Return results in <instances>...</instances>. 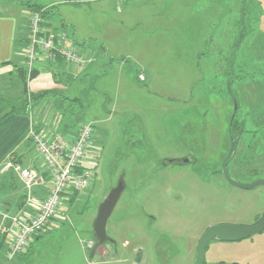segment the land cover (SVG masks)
I'll list each match as a JSON object with an SVG mask.
<instances>
[{
    "label": "rangeland",
    "instance_id": "obj_1",
    "mask_svg": "<svg viewBox=\"0 0 264 264\" xmlns=\"http://www.w3.org/2000/svg\"><path fill=\"white\" fill-rule=\"evenodd\" d=\"M236 1L232 11L237 10ZM257 1L264 9V0ZM75 8L68 17L79 27L84 17L98 18L95 7L94 11ZM215 8L201 5L194 13L181 14L178 21L176 15L174 19L166 15L161 0H149L147 29L128 17L118 32L111 31L116 27L114 16L106 24V51L116 58L129 57L130 63L105 67L98 62L104 54L94 45L96 60L83 67L96 62V68L65 86L77 94L93 76L104 74L94 81L97 91L87 96L90 100L77 118L79 123L93 124L94 140L102 149L96 177L88 190L66 204L65 227L82 241L95 240L93 223L99 206L110 190L123 184L106 222L113 242L102 248L110 253L90 257L87 249L88 263L131 264L134 260L122 246L134 237L132 228L136 236L147 238L149 264H194L197 239L208 226L251 225L264 212L263 185L242 189L221 173L232 142L228 129L235 103L234 116L244 131L237 132L229 174L241 183L264 179V46L242 41L230 47L241 25L233 24L237 16L229 25L220 22L226 8L223 4ZM102 33L103 24L93 35ZM131 37L147 42V47L130 43ZM131 59L146 67V78L140 79ZM44 105L50 111L45 112L51 115L50 127H55L60 117L50 103ZM189 155L185 164L163 163ZM231 263L264 264V228L239 241L207 244L204 264Z\"/></svg>",
    "mask_w": 264,
    "mask_h": 264
},
{
    "label": "crops",
    "instance_id": "obj_2",
    "mask_svg": "<svg viewBox=\"0 0 264 264\" xmlns=\"http://www.w3.org/2000/svg\"><path fill=\"white\" fill-rule=\"evenodd\" d=\"M29 1L31 4L52 9V13L45 19L46 26L49 28L64 30L84 49L94 50V45L99 46L100 52L104 55L102 61L99 60L98 62L105 67L111 66L115 62L120 67L130 63L129 57H124L122 59L116 58L106 51L108 44L106 38L109 36L106 33V24L109 21H114V16L117 18L115 21L116 27H112L111 31L115 30L118 32L120 27L126 23L125 21L128 17L135 20L136 24H145L147 29V1L149 0H124L122 2H117L115 0H78L76 2L67 0H42L40 2H38L39 0H27L25 2L0 0V96L4 99H19L23 95V78L20 77L17 69L24 66V59L20 53L21 51H18L17 47L19 45L23 46L26 40L27 22L33 12L32 7L26 5ZM195 1L201 2L195 3ZM216 1H218V3ZM232 1L233 0H161V4L166 15L170 16L172 19H174L173 17L176 15L178 21L181 20L179 18L181 14L186 12L194 13L193 9L196 7L200 8L201 5L216 11L215 5L223 4L226 11L222 13L223 15L220 22L224 21L225 24L228 25L231 23L234 16L240 15V10L243 7L242 5H246L249 9L244 6L245 16H249V20L245 18L243 25L248 32L242 38L241 42L247 41L250 46L263 47L264 9L260 6V1L255 3L254 0H250L248 4L246 3L247 0H239L237 10L235 11L231 10L234 6ZM236 3L237 1L235 4ZM83 6H86L91 11H94L95 7L98 18L92 17L88 19L84 17L81 23L82 27H79L76 23L77 21L68 17V14L72 11L73 7L79 10L82 9ZM109 13L112 15L108 16ZM54 17H58L59 20H55ZM102 17H104V21H101ZM236 20V18L233 20L234 26ZM102 24V35H93ZM251 31L253 32L252 34H250ZM127 37L129 39V36ZM80 40L81 43L79 42ZM130 43H134L139 47L142 45L143 47H147V42H140L136 37H131ZM229 46L232 47L233 43L229 44ZM131 61L134 66L137 67L136 72L138 76L145 77L144 74L147 75L146 67L141 66L142 64L138 60L135 61L131 59ZM61 65L59 60L48 64L36 63L34 69L38 70L37 75L34 77L28 75L26 77L25 87L27 92L35 93L56 88L71 93L70 86L67 88L65 87L67 82L66 84H62L60 80L58 81L57 77L54 75V71L60 70L59 73H62L63 70V76L70 78L71 83L69 84H73L75 78H77L76 76H80L82 73L90 75L91 69L96 68V62L94 65L76 68L68 67L66 64H64L62 68ZM84 77L85 76H83V78ZM44 104L49 103L39 105L28 116L9 113L0 119V211L2 212H7L9 214L14 213L24 202V190L18 175L12 167L5 169L4 166L8 162L20 164L22 167L35 166L36 156L29 140V132L32 126L36 124L40 125V127L49 126V124H51L48 121L51 115L49 116V113H45L49 111V108L45 109ZM100 150L102 149L98 150L99 154ZM66 225L67 222L52 226L46 233L36 238L27 253L17 255L11 260L6 259L4 256L6 241H4V235L1 234L0 239H3L2 241L4 244L0 249V264H92L87 261V249H92V247H89V243L93 242L94 245L95 240L89 238L86 242L82 241L83 239H79L77 233L68 230V228L65 227ZM129 232L132 233L134 237L130 240H124L122 247L128 248L126 252L130 254L134 260L131 264H146V262L149 264L148 253L146 252L148 244L146 236H136L132 228L129 229ZM169 239L173 241L174 238L170 236ZM198 240L199 239H197V242ZM109 241L113 242L111 239ZM168 245L172 244L168 243ZM126 252L124 253L126 254ZM97 253H100L102 256H107L110 251L104 250L101 246L97 249L95 254Z\"/></svg>",
    "mask_w": 264,
    "mask_h": 264
},
{
    "label": "built area",
    "instance_id": "obj_3",
    "mask_svg": "<svg viewBox=\"0 0 264 264\" xmlns=\"http://www.w3.org/2000/svg\"><path fill=\"white\" fill-rule=\"evenodd\" d=\"M45 19L40 12L33 11L24 45L17 47L28 72L36 63L48 64L58 59L71 68L96 60V50L84 49L62 29L49 28ZM34 127L29 140L36 156L35 166L22 167L12 162L4 166L13 168L24 190L21 207L11 214L0 211V235L5 237L4 256L8 260L27 253L38 236L69 220L66 204L93 184L100 160L92 123H79L74 132H60L50 124ZM92 246L90 242L89 247Z\"/></svg>",
    "mask_w": 264,
    "mask_h": 264
},
{
    "label": "trees",
    "instance_id": "obj_4",
    "mask_svg": "<svg viewBox=\"0 0 264 264\" xmlns=\"http://www.w3.org/2000/svg\"><path fill=\"white\" fill-rule=\"evenodd\" d=\"M67 1H73L76 2L78 0H67ZM250 0H247L246 3L249 4ZM29 7H32L33 11L40 12L41 15L46 18L52 13V9H47L44 6H39L36 4H31L30 1L26 3ZM242 9L240 10V15L237 16L236 20V25L239 23L241 25L240 31L236 37L235 42L233 43V47H237L238 44L241 42L242 38L246 35L248 30L245 29V26L242 27L244 24L245 18H248L249 16H245V7H248L246 5H242ZM245 6V7H244ZM249 9V7H248ZM251 10V8H250ZM18 49V48H17ZM205 53H203L204 55ZM59 62L62 64V68L64 66V61L62 59H58ZM58 69V68H57ZM61 69V68H60ZM20 77L23 78V83H24V90H23V95L19 99H4L2 96H0V119L6 116L9 113L17 114V115H30L33 110L38 107L39 105L43 103H50L52 108L54 109V112L59 115V119L57 124H55V128L60 131V132H74L76 127L79 125L80 121H77V118L82 114V110H84L85 107V102H88L90 99H88V95L96 90L94 81L98 80L101 76L104 74L98 75V76H93L92 82L90 85H84L81 87L80 91L76 94H72L69 92H65L62 89H50V90H43L39 92H27L26 87H25V82H26V77L29 75L30 77H34L37 75L38 70L32 69L29 73L27 72L26 68L20 67L17 69ZM60 70H55L54 75L57 77V80L62 82V84H66L70 78H67L63 76V70L62 73H59ZM264 77V74H262ZM59 76V77H58ZM76 79V78H75ZM255 112V110H253ZM250 113V112H248ZM255 114H257L255 112ZM258 115V114H257ZM263 115H261L262 117ZM256 124V123H255ZM230 125V123H229ZM39 126V127H38ZM258 128H263L262 125H258ZM34 128H40V125H35ZM244 131V128L242 127L241 124H238L236 122V117L234 116L230 128L228 129L229 136L231 139L233 138H238L239 136L237 135L238 133L240 134ZM256 129H253L255 131ZM235 132V133H234ZM238 132V133H237ZM236 135V136H235ZM235 154V153H234ZM251 155V158L254 157L255 155ZM234 155L228 162V165L231 163V160L234 159ZM229 168V167H228ZM255 170V169H253ZM76 198V195L72 196V200L70 203H72ZM259 219L257 217L254 222H256ZM3 239H0V249L3 246ZM93 247V246H92ZM231 264H237V263H231Z\"/></svg>",
    "mask_w": 264,
    "mask_h": 264
},
{
    "label": "water",
    "instance_id": "obj_5",
    "mask_svg": "<svg viewBox=\"0 0 264 264\" xmlns=\"http://www.w3.org/2000/svg\"><path fill=\"white\" fill-rule=\"evenodd\" d=\"M234 105L235 106H234V111L231 117L230 125L234 118L236 108H237L235 103ZM230 125H229V128H230ZM237 143H238V138H233L230 148L222 161L221 173L223 177L231 185H234L242 189H250L252 187L259 186V185L264 186V179L255 180L250 183H241V182L236 181L229 174L227 165L236 150ZM189 159H190V155L189 157L181 158V159H178V158L165 159L163 163L164 164H185L190 161ZM122 188H123V184L122 182H120L117 187L110 190L106 198L101 202L99 206L97 215L93 223V235L95 238V243L91 249L90 257H92L96 253L99 247L103 246L107 241L110 240L106 233V222H107L109 215L112 212V209L114 208L119 198ZM263 228H264V212L259 217V219L251 225H237V224L221 223V224H213V225L208 226L204 230V232L202 233V235L200 236L198 240V243L196 246L194 264H204L205 249L207 247V244L211 240L239 241V240H242V239H245L251 236L252 234L261 232Z\"/></svg>",
    "mask_w": 264,
    "mask_h": 264
}]
</instances>
